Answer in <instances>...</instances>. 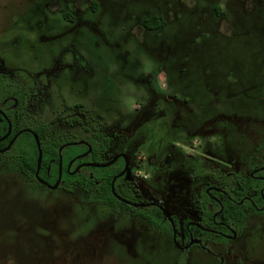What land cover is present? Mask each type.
<instances>
[{"label": "rangeland", "instance_id": "rangeland-1", "mask_svg": "<svg viewBox=\"0 0 264 264\" xmlns=\"http://www.w3.org/2000/svg\"><path fill=\"white\" fill-rule=\"evenodd\" d=\"M154 16L159 30L145 27ZM0 74L25 86L26 122L49 138L102 133L112 137L107 160L126 152L155 166L171 149L193 156L197 169L165 184L163 163L150 179L137 159L131 171L137 197L162 200L181 221L195 219L191 199L206 186L264 166V0H0ZM172 104L191 111L161 117ZM209 148L215 158L201 161ZM137 220L0 165V264H220ZM208 246L226 264H264V216L251 213L238 240Z\"/></svg>", "mask_w": 264, "mask_h": 264}, {"label": "flooded vegetation", "instance_id": "flooded-vegetation-1", "mask_svg": "<svg viewBox=\"0 0 264 264\" xmlns=\"http://www.w3.org/2000/svg\"><path fill=\"white\" fill-rule=\"evenodd\" d=\"M215 11L217 12L218 15H221L218 8L215 7ZM152 18H156L157 20L159 19L157 16H154ZM146 21L144 24L145 27H147L149 30H159L162 28L160 27L156 29H151V27L146 25ZM18 90L22 91L21 89ZM24 90L28 92L26 88H24ZM28 102L26 104H22L24 106V110L22 113V117H20V122L22 118L24 124L27 127L21 128L16 133L14 132V125L10 119L9 113L13 112L14 115L15 112L16 113L17 111L19 112V107H21V104L19 103L18 99L13 95L4 98L0 102V116L8 124L7 133L0 138V165L4 167L7 165L14 164L19 173V176H21V178H23L26 181V183L37 182L41 186H45L50 190L62 189L67 193L72 192L73 189L75 188H80L89 194V197L91 198L92 202L103 203L114 209H117L118 206H123L127 208L128 210L131 211L132 217L134 219L135 218L138 219L137 222L140 221L144 223L147 228L149 227L150 229H153V232L157 233V235L160 236L162 240L168 241L167 238H170L171 241H169V243H172L176 250L183 253L191 254L192 248L196 247L215 256V258L219 261L220 264L223 263L226 264L225 257H222V255L219 252L216 251L213 252L208 246L209 243H214V242L228 243V242L236 241L240 238L241 231L247 226L251 213L264 216V166H259V165L254 166V168L250 170L248 177H243L240 174L229 172L225 174L224 177L220 178L217 181V183L206 186L203 190L199 191L197 195L191 199V203L193 204L192 207L194 208L195 211L194 213L195 219H190V220L185 219L181 221L178 215L173 213L170 207H168L167 204L162 200L139 199L137 197L139 190L134 188V184L132 181L133 179L131 177V171L133 169V166H135V159L139 161V162L137 161L139 164L143 163V169H144L143 171L147 173L154 172L156 169H158V165L160 163H163L166 166L164 169H167V173L164 178H162V176L160 175V178L163 179L162 184H165L168 180H173V179L176 180L177 177H179L178 174L176 176L174 173V171H176L179 168L183 167L185 168L184 170L186 171L187 170H190L191 172L195 171L197 169L196 163L198 162L193 161L194 157L185 156L184 153L176 152L173 149H171L168 152V155L166 156H163L164 153L162 152L158 153L159 157H157V159L159 160L157 162L158 165L156 166L153 164L156 159H153L150 155L145 156L144 158L141 157L134 158L129 156L126 152H120L111 160H107V156L110 152L112 145V137L102 133H95V134H102L110 138L111 145L108 153L105 156L106 162L100 164H106L118 157L115 163L110 166V167H114V177L111 182V190H112L113 182L116 179L114 183L116 196L112 192L114 198L116 199V203L109 204L104 201H100L98 199H93L92 191L86 186L74 185L70 189L68 187L67 188L64 187L65 182L63 181V176L65 171L71 176L83 174L89 176L93 180L94 174L93 171H91V169L92 168L100 169V167L89 166V164H98L89 161L90 155L92 154L93 151V147L91 144L92 138L91 141L89 142L88 141L75 142V141H70L68 139L69 142L62 145L60 150L68 144L84 142V144L81 145L70 146V147L79 146L80 148H82V152L79 154L70 155L66 153V150L69 149L70 147L64 148L61 153L59 150L60 155L63 157V166H62V178L57 188L54 187L57 184L58 180L53 183L51 177V170H52L51 165L48 166L46 175H44V177H40L41 169L39 176H37V170H38L37 169L34 176L30 177L27 175L26 171L20 165H18L15 158L17 151L21 149V144H18V142L24 134L32 135L35 140L34 134L36 133L34 132V129L37 126L36 127L30 126L25 119L26 106L28 105ZM172 105L174 106V104ZM173 106L170 107L171 108L170 114L168 112H165L162 113L163 115L161 117H164L165 119H167L168 117L176 119L185 116L183 112L187 110L191 111V109L188 108L182 109L179 106L178 107L175 106L173 107ZM9 123H11V127H12L11 134L6 139H4L10 129ZM184 128L187 127L185 126ZM190 134L191 133L187 134L186 138H188ZM175 138L176 137L172 135L171 137H168L167 140H169V142H175ZM186 141H189V138ZM41 147H42V142H41ZM210 151L212 150L209 148V150L204 152L205 155L203 154L204 158H201V161H204V159H208L209 161L212 160L211 157H213L214 155ZM211 166H214V164H212ZM59 167H60V159H59ZM110 167H106V168H110ZM138 167L140 168L141 166ZM162 171L163 170H158L156 171L155 174L152 175L160 174L162 173ZM59 173H60V168H59ZM144 177L145 179H150L151 174L148 173ZM41 181H43L44 183H42ZM96 183L99 184L100 182L96 181ZM8 193H10V190L4 192L3 197L7 196ZM124 201L129 202L131 204H138L144 206L134 207L133 205L127 204ZM10 204L11 203L9 204L7 203V206H10ZM228 204H232L235 208L240 209L245 215V218L239 222L232 220V218L230 217V215L227 213L226 210V206ZM165 210L167 211V214L164 212ZM22 231H23L22 227H19L18 232L21 233ZM118 233L119 232L114 231L113 235L117 236ZM141 233H142L141 230L134 231L133 233L134 235H132L134 240L133 241L131 240L132 242H129V246H131L133 242L141 239L142 237ZM225 253H227L226 254L227 256H230L229 255L230 253L228 252ZM188 254L184 256L185 259L187 258V260H188L187 257ZM184 262L185 261H182V259L178 260V264H183ZM187 263L188 261H186V264Z\"/></svg>", "mask_w": 264, "mask_h": 264}, {"label": "trees", "instance_id": "trees-1", "mask_svg": "<svg viewBox=\"0 0 264 264\" xmlns=\"http://www.w3.org/2000/svg\"><path fill=\"white\" fill-rule=\"evenodd\" d=\"M93 9L96 11L98 9V4H94ZM156 18H151L146 21V25L151 27V29H156L162 27V23L156 25ZM25 86L21 85L17 80L8 77L7 75H0V102L10 96H15L21 107H19V112L9 113L10 119L14 125V132L16 133L21 128L27 127L22 118L20 122V117L24 110L22 104H26L31 96V94L24 90ZM21 89L22 91H19ZM20 123V124H19ZM8 124L0 116V138L7 133ZM34 132L39 136L42 142L43 149V162L41 167L40 177L46 175L48 166L51 165V177L53 183L58 180L59 177V150L65 143L69 140L62 136L60 138H49L48 137V127L44 125H39L34 129ZM18 144H21V149L17 151L15 156L18 165H20L27 173L28 176L33 177L38 165V150L36 142L32 135L24 134ZM93 151L90 155L89 161L92 163H105V156L108 153L111 145V139L102 134H94L91 141ZM54 161V162H53ZM53 162V163H52ZM94 179L92 180L89 176L80 174L71 176L70 174L64 172L63 181L65 182L64 187L72 188L74 185L86 186L92 191L93 199H98L106 203H116L111 190V182L114 177V167L110 168H92ZM96 181L100 182L99 184ZM227 213L230 215L232 220L239 222L245 218V215L240 209L235 208L232 204L226 206Z\"/></svg>", "mask_w": 264, "mask_h": 264}, {"label": "water", "instance_id": "water-1", "mask_svg": "<svg viewBox=\"0 0 264 264\" xmlns=\"http://www.w3.org/2000/svg\"><path fill=\"white\" fill-rule=\"evenodd\" d=\"M9 124H10V129H9L8 134L5 136L4 139H6L11 134L12 127H11V123H9ZM34 137H35V140H36V144H37V148H38V153H39V157H38V168H37L38 169L37 170V176H39L40 169H41V165H42V162H43V150H42L41 142H40V139H39L38 135L34 134ZM81 144H84V142L83 143H72V144H68V145L64 146L60 150V153L66 147L76 146V145H81ZM117 159H118V157L115 158L114 160L106 163V164H89V166L106 168V167H110L112 164H114ZM62 166H63V157L60 155V173H59V179H58V182H57V184L55 185L54 188H57L58 185H59V183H60V181H61V178H62ZM115 181H116V179L114 180L113 185H112V192L116 196L115 187H114ZM41 182L44 183L43 181H41ZM124 202L127 203V204H131V203L126 202V201H124ZM131 205H133L134 207H143L144 206V205H138V204H131ZM164 212L167 214V211L166 210ZM168 216H169V214H168Z\"/></svg>", "mask_w": 264, "mask_h": 264}]
</instances>
